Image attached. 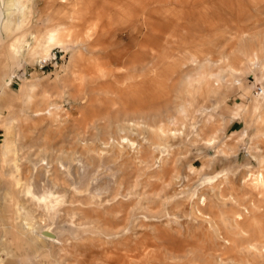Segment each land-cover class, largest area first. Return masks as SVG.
<instances>
[{
  "label": "rangeland",
  "instance_id": "1",
  "mask_svg": "<svg viewBox=\"0 0 264 264\" xmlns=\"http://www.w3.org/2000/svg\"><path fill=\"white\" fill-rule=\"evenodd\" d=\"M10 1L0 0L3 10ZM20 1L26 14L0 41V264L3 248L8 264H49L29 237L4 235L2 218L10 221L14 208L4 180L25 179L29 168L39 175L27 153L55 167L60 149L106 166L90 173L99 174L98 182L90 176L98 203L70 197L55 220L64 225L74 207L111 235L55 247L54 264H264V92L256 93L264 90V0ZM53 28L67 49L32 56ZM16 44L19 66L8 55ZM193 57L202 63L191 65ZM24 84L30 97L20 94ZM125 110L142 125L118 134ZM6 140L20 163L8 175ZM51 174L66 178L62 168ZM136 205L142 211L129 229Z\"/></svg>",
  "mask_w": 264,
  "mask_h": 264
},
{
  "label": "bare ground",
  "instance_id": "2",
  "mask_svg": "<svg viewBox=\"0 0 264 264\" xmlns=\"http://www.w3.org/2000/svg\"><path fill=\"white\" fill-rule=\"evenodd\" d=\"M17 6H20V8L22 10L21 15H20L21 16L20 19L13 17L14 13H15L14 12L15 8ZM25 14H26V12H25L24 1L23 2L20 0L10 1L5 5V10H3L2 7L0 6V41L4 40L2 38L3 34H5L6 37L10 38L12 31L15 30V28L18 26V23L21 22L22 17ZM240 36H242V35H240ZM67 37H68L69 41H73V40H71L72 38H71V35L69 33H67ZM66 40H63L59 37L57 28L49 29V31L46 34L45 40L37 48L33 49L30 54H32V56H34V57H39V56H41L40 58H42V56L48 57V54H49L48 52L52 47L58 46V47H62V48L67 49V47L65 46ZM11 46L12 47L8 50V55H9V57H11V59H14V61L16 62V65L19 66L20 61L18 60V58L22 57L24 55L22 53V46H20L19 44H16L15 46L14 45H11ZM26 54H27V52H26ZM72 56H74V54ZM187 62H189V59L187 60ZM190 63H191V65H196V64L198 65V63L201 64L202 62H200V61L197 62L196 58L193 57L192 59H190ZM204 64H206V63H204ZM202 68H199V69H202ZM13 70H15V69H13ZM202 73L204 74V71ZM196 74H198V73H196ZM262 75L264 76L263 73H262ZM13 76H14V71L5 80L6 85L9 84V82L11 81ZM188 80H189V78H188ZM262 80H264V79H262ZM26 85L30 86L29 89L26 87ZM31 87H32L31 84H24L21 87L20 94L22 96L30 97L29 91L31 90ZM261 91L262 92L259 94L257 93V95L263 94L264 90L262 87H261ZM251 103L252 104L257 103V101L251 100ZM187 105H189L188 101H187V103L180 104V106H179L180 111L181 112L186 111V109L188 108ZM237 105H238V109H240V110L245 109L244 102L238 103ZM211 109H212V107H210V108L209 107H202V108L198 109L197 112L205 114V113L209 112ZM125 111H126V113L125 112L123 113L124 119H122V122H119L116 125V132L118 134H120V133L125 134L126 131L128 132L130 130H133L132 128L135 125H136V127L138 124L142 125L140 123V121L135 120V119L139 118L138 114H136L135 112H132V111L131 112L127 111V110H125ZM37 112H40V110H35L34 114L35 115H42L43 114L42 112L41 113H37ZM179 114H181V113H179ZM140 115L141 114H139V116ZM140 118L143 119L142 117H140ZM9 119H13L11 117V115L9 116ZM137 120H139V119H137ZM161 149H164V148H161ZM2 153L4 155L9 156L6 160V168L3 170L2 173L4 175H6V174L8 175L10 172L11 173L18 172L20 169V163H19V158H18L19 155H18L17 149L14 148L12 150L9 142L6 140L5 143L3 144ZM93 153H95V152L93 151ZM124 155H126V154H124ZM96 157H98V156H96ZM24 159L26 160V162H29L30 166L38 167L40 169V173L38 176H35V174L30 170L32 168H29L27 166V168H29V173L27 175L25 174L26 175L25 179H23L22 177L20 178L17 175L15 177V181L13 183L8 182V180L7 181L4 180L5 184L9 188L8 195L12 196L11 198H13V201H14V208L12 210V219H10V221H9L8 218L7 219L2 218L3 228L5 229L4 235L10 234V235H12L14 240L20 239L19 241H21V240L23 241V239H25V237H29L30 238V246L35 250V252L36 251H42V253H44L46 255L49 264L55 263V260H56V258H54V255H55L54 248L55 247L60 249V251L61 250L63 251V249L67 250L68 246H70V247L73 246V243H75L76 240H79V238L81 237V234L82 235H85V234L95 235L98 233L100 236H103V237H107V236L111 235L107 231H105V232L100 231L99 232L97 229H95V227H93L91 225L88 226L87 225L88 221H86L85 218L82 219L83 217L81 216L80 212H78L77 211L78 209L76 210L74 207H72L70 209V211L67 213V217H66L64 225L59 224L60 222H57L55 220L58 217L57 215H59L58 212L60 211L61 206L64 205L65 203H67L69 201L70 197L71 198H73V197H75V198L76 197H84V201L86 203L87 202L88 203L92 202L93 204L98 203V201L96 202L95 196L93 194L94 193L93 192L94 191V188H93L94 187L93 186L94 180H93V178L95 176L92 174L90 175V173L93 171L94 167L97 165V164L95 165V160H97V159H95L92 156H89V157L88 156L87 157L77 156V155H75V153L73 154V153H71L65 149H60V153H58V157L56 158V160H54V162L56 163L55 167L59 168V169L62 168V172L64 173V175H66V178H64L62 180H59L55 176H52V174H51L52 168L55 169V167L52 165V168L49 169V166L47 168V166H45L41 162V160L44 158H37V156H35V154L33 152H31V153H27V155ZM100 161L105 162V163L107 162V161H104V159L99 156L98 157V163ZM20 162H22V161H20ZM22 163H24V162H22ZM26 165H27V163H26ZM104 165L105 164L102 163L101 166H103V167L100 168L99 167L100 165H98L96 167H98L100 169H104ZM112 165H114V164H112ZM7 166H8V169H7ZM83 168H85V169H83ZM109 168H110V166H109ZM85 170H86V173H84ZM109 170H111V169H109ZM43 171H45V172H43ZM97 171H99V170H97ZM98 175L99 174L96 175L97 178H98ZM262 175H263L262 173L259 174L260 180L262 179ZM90 176H92L93 178ZM113 177H115V176L113 175ZM97 178L95 177L96 181H97ZM107 180H109V179H107ZM92 181H93V183H92ZM99 181H101V180H99ZM253 182H255V181H253ZM97 187H99V185ZM65 188L70 190L71 195H68L69 194L68 191H64ZM107 191H105V192H107ZM110 191H113V189H110L108 193H110ZM137 192H138V190L133 191V189H129V192L126 193V196L128 194L134 195V196L136 195L138 197L137 202H139L140 198L138 196L139 193H137ZM118 194H119L118 191L110 194L112 202H114L116 200L117 196H119ZM86 198L88 199V201H86L87 200ZM103 198H105V197H103ZM122 200H124V199H122ZM108 202H110V201H108ZM200 202H202V201H200ZM99 204H101V202H99ZM140 210H141V208L138 207V205H136L135 207L133 206V208L131 209V214L133 215L132 216L133 218L132 217L131 218L134 221L137 218H139V215L142 211V210L141 211ZM120 211H121V209H117V212H120ZM127 211L128 210H126V212ZM195 212L197 213L196 209H195ZM116 215L117 214H115V217H116ZM118 216H120V215H118ZM59 219H61L60 221L63 220L62 217H60ZM5 220H7V221H5ZM135 223H136V221L132 224L131 228L129 227V229H134L136 226ZM69 228L71 229V231ZM124 233H125V231H121V234H124ZM118 234H120V233H118ZM84 237H86V236H84ZM2 253H3V256L1 258V264H8L9 261H7V259L10 258L12 255L9 253V250L7 248H3Z\"/></svg>",
  "mask_w": 264,
  "mask_h": 264
},
{
  "label": "built area",
  "instance_id": "3",
  "mask_svg": "<svg viewBox=\"0 0 264 264\" xmlns=\"http://www.w3.org/2000/svg\"><path fill=\"white\" fill-rule=\"evenodd\" d=\"M56 57V55L54 54V58ZM48 61H49V58H47V59H41V60H39L38 61V66L39 67H44L45 65H47V63H48ZM262 91H261V87H258L257 88V90H256V93H261Z\"/></svg>",
  "mask_w": 264,
  "mask_h": 264
}]
</instances>
